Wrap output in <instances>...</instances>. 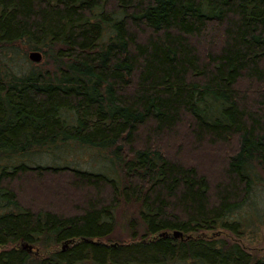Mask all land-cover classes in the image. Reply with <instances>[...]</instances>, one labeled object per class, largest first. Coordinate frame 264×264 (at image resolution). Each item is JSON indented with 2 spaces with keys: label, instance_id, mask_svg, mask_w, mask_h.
<instances>
[{
  "label": "trees",
  "instance_id": "trees-1",
  "mask_svg": "<svg viewBox=\"0 0 264 264\" xmlns=\"http://www.w3.org/2000/svg\"><path fill=\"white\" fill-rule=\"evenodd\" d=\"M263 199L264 0H0V264H264Z\"/></svg>",
  "mask_w": 264,
  "mask_h": 264
},
{
  "label": "rangeland",
  "instance_id": "rangeland-1",
  "mask_svg": "<svg viewBox=\"0 0 264 264\" xmlns=\"http://www.w3.org/2000/svg\"><path fill=\"white\" fill-rule=\"evenodd\" d=\"M29 52V51H28ZM29 54V53H28ZM43 62V63H42ZM39 64H44L46 62V59L44 58L43 61ZM34 63L37 64V62L34 61ZM110 151H107L109 154ZM71 151L66 152L64 157L70 162H72L74 166H80L83 169L88 170H95V171H104L108 168L106 166L105 158H101L100 156L96 157L93 155L90 151L81 153ZM64 158H61L59 161L62 162ZM45 164H50L53 162V159L51 157H45L43 159ZM107 167V168H106ZM50 180V179H49ZM48 180V182H50ZM47 181V180H46ZM52 181V180H51ZM48 182H41L40 185H45V183ZM54 182V181H53ZM61 183V182H60ZM59 185L58 182H54V185ZM39 185V186H40ZM47 185H51L52 193H56L57 190L52 189L54 185L51 183H48ZM39 186L36 184H30L29 187L25 188V192H27V196H31L35 200H39V194L34 192L35 190H39ZM264 202V199L261 201V203ZM35 202L31 201V204H29L31 207H42L44 205H41L40 203L34 204ZM264 208V203H263ZM138 207L137 205L133 203H126L122 202L119 206V208L116 210V221H115V229L111 232H109L108 236L101 238L100 241L102 243L113 245L116 243H121L123 245H126L130 247L131 245L139 242L142 238H150L153 235L146 236L145 234V228L143 225V222L141 220V217L138 215ZM264 215V213H263ZM257 228L256 230H253L252 228H248L246 232L239 234L233 231L220 229L216 232L222 233L221 237L227 240L228 244L232 245L234 243H238L241 247L245 248L246 250H249L254 256L257 258H264V226L262 229ZM260 229V230H259ZM211 237V235L209 236ZM61 248V245L58 246ZM2 248H0L1 250ZM180 264H191V262H182Z\"/></svg>",
  "mask_w": 264,
  "mask_h": 264
},
{
  "label": "water",
  "instance_id": "water-1",
  "mask_svg": "<svg viewBox=\"0 0 264 264\" xmlns=\"http://www.w3.org/2000/svg\"><path fill=\"white\" fill-rule=\"evenodd\" d=\"M29 58L32 60V61H35V62H40L42 59H43V53L39 50H32L29 52ZM165 234V233H162V235ZM174 236L175 237H184V234L182 231H179V230H176L174 231ZM68 243H65L63 246L64 248L67 246Z\"/></svg>",
  "mask_w": 264,
  "mask_h": 264
}]
</instances>
